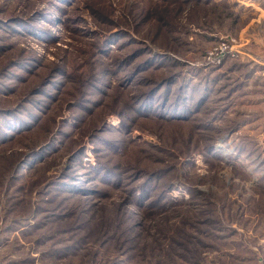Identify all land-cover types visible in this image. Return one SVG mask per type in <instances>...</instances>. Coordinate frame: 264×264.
Here are the masks:
<instances>
[{
  "label": "rangeland",
  "instance_id": "374dc122",
  "mask_svg": "<svg viewBox=\"0 0 264 264\" xmlns=\"http://www.w3.org/2000/svg\"><path fill=\"white\" fill-rule=\"evenodd\" d=\"M0 264H264V0H0Z\"/></svg>",
  "mask_w": 264,
  "mask_h": 264
},
{
  "label": "trees",
  "instance_id": "16d2710c",
  "mask_svg": "<svg viewBox=\"0 0 264 264\" xmlns=\"http://www.w3.org/2000/svg\"><path fill=\"white\" fill-rule=\"evenodd\" d=\"M14 118H16V117H14ZM19 119H22L21 117H19ZM9 121V120H8ZM6 128H8L9 129V131H13V132H16L12 127H10L9 125H6V126H4V129H6ZM13 130H12V129ZM20 131V130H19ZM5 132H6V130H5ZM19 133V132H18ZM4 140H5V138H3ZM48 149H45L44 151H47Z\"/></svg>",
  "mask_w": 264,
  "mask_h": 264
}]
</instances>
